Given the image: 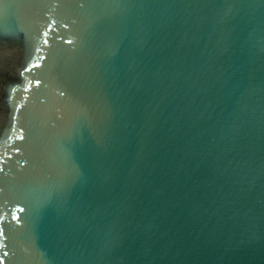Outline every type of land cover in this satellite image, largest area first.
Listing matches in <instances>:
<instances>
[{
	"label": "water",
	"instance_id": "1",
	"mask_svg": "<svg viewBox=\"0 0 264 264\" xmlns=\"http://www.w3.org/2000/svg\"><path fill=\"white\" fill-rule=\"evenodd\" d=\"M0 264H264V0H0Z\"/></svg>",
	"mask_w": 264,
	"mask_h": 264
}]
</instances>
